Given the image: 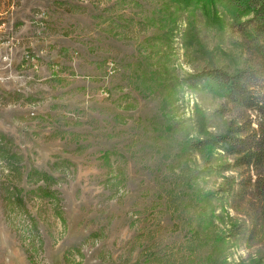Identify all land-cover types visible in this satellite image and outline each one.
I'll use <instances>...</instances> for the list:
<instances>
[{
    "label": "rangeland",
    "instance_id": "obj_1",
    "mask_svg": "<svg viewBox=\"0 0 264 264\" xmlns=\"http://www.w3.org/2000/svg\"><path fill=\"white\" fill-rule=\"evenodd\" d=\"M240 22L227 0H0V264H264V197L193 146L225 100L183 82L246 65Z\"/></svg>",
    "mask_w": 264,
    "mask_h": 264
},
{
    "label": "trees",
    "instance_id": "obj_2",
    "mask_svg": "<svg viewBox=\"0 0 264 264\" xmlns=\"http://www.w3.org/2000/svg\"><path fill=\"white\" fill-rule=\"evenodd\" d=\"M215 1V0H209ZM246 36V65L230 72L213 68L190 74L192 89H217L230 114L226 129L194 141V148L221 152V171L238 172V184L264 197V0H227ZM250 17L242 21V17ZM232 111V112H231ZM225 112V111H224Z\"/></svg>",
    "mask_w": 264,
    "mask_h": 264
}]
</instances>
